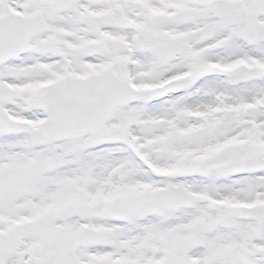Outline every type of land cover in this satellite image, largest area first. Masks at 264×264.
I'll list each match as a JSON object with an SVG mask.
<instances>
[{
	"label": "snow or ice",
	"instance_id": "snow-or-ice-1",
	"mask_svg": "<svg viewBox=\"0 0 264 264\" xmlns=\"http://www.w3.org/2000/svg\"><path fill=\"white\" fill-rule=\"evenodd\" d=\"M0 264H264V0H0Z\"/></svg>",
	"mask_w": 264,
	"mask_h": 264
}]
</instances>
